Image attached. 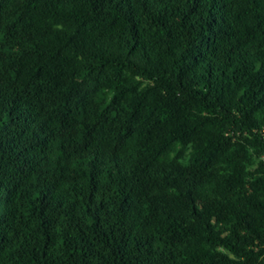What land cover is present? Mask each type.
I'll list each match as a JSON object with an SVG mask.
<instances>
[{"label": "trees", "instance_id": "trees-1", "mask_svg": "<svg viewBox=\"0 0 264 264\" xmlns=\"http://www.w3.org/2000/svg\"><path fill=\"white\" fill-rule=\"evenodd\" d=\"M0 264H264V0H0Z\"/></svg>", "mask_w": 264, "mask_h": 264}]
</instances>
